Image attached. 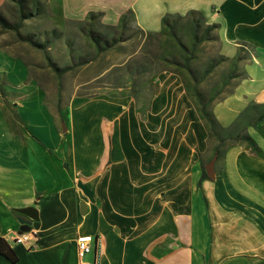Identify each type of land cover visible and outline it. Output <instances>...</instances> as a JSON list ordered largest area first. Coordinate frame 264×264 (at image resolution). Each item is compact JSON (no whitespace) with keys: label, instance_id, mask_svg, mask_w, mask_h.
Here are the masks:
<instances>
[{"label":"crops","instance_id":"0c3cea01","mask_svg":"<svg viewBox=\"0 0 264 264\" xmlns=\"http://www.w3.org/2000/svg\"><path fill=\"white\" fill-rule=\"evenodd\" d=\"M87 1L106 20L129 11L154 32L167 14L201 12L219 25L220 54L244 71L212 105L219 123L228 127L251 102L264 103V0ZM153 82L145 111L131 95L98 93L73 96L59 113L45 93L38 98L37 82V97H8L16 124L0 136V236L19 260L0 253V264H264V119L248 128L261 153L247 143L228 147L216 159V177L198 187L215 144L182 77L163 70ZM37 105L55 120L72 186L46 184L52 160L42 159L52 148L33 127ZM31 207L34 237L15 243L19 210ZM87 234L92 251L81 259L78 238Z\"/></svg>","mask_w":264,"mask_h":264},{"label":"rangeland","instance_id":"374dc122","mask_svg":"<svg viewBox=\"0 0 264 264\" xmlns=\"http://www.w3.org/2000/svg\"><path fill=\"white\" fill-rule=\"evenodd\" d=\"M96 1L92 0L91 3ZM32 2L33 0H28V3ZM84 3L89 2L71 0L66 6L64 0H40L39 14L26 20L21 29L22 34H32L40 40H43L45 35L55 36V40L47 49L51 61L59 67L75 65L62 77H58L50 65L44 50L21 41L14 30L0 26V136L4 133V128L10 130L16 124L14 113L11 111L13 101H9L8 97L13 98L23 93H40L35 90L36 82L42 90L38 98H43L45 93L48 103L59 113L73 96H92L98 93L131 95L135 98L138 108L145 111L156 89L153 75L167 66H175L171 62L181 58L179 49L173 47L169 37L159 36L154 31H140L141 27L132 12L123 13L118 21H109L104 19L103 12L90 10L91 4ZM67 8L73 14L67 13ZM87 8L89 11L84 14ZM0 12L10 20H15L16 0H0ZM124 15L126 25L122 27L120 21ZM200 19L203 25L207 26L206 18L202 16ZM91 20L94 22V31L108 36H119L123 33L125 40L99 53L86 33ZM189 29V18H178L176 32L187 44L191 42ZM212 34L210 40L201 43L196 60L190 64L192 69L197 70V76L202 74L212 59L217 60L221 55L222 42L218 37V30H213ZM242 57L245 59L249 54L243 52ZM86 58L90 60L78 63ZM233 64L230 59L222 61L201 82L200 91L205 99L210 97L211 91L213 94L219 92L216 100L233 91L237 79L228 77L229 72L233 70ZM242 74L244 71L238 68V76ZM20 83L25 84L20 87ZM35 95L37 97V94ZM41 107L36 106L38 111L33 127L52 148L51 157L47 156L42 160H52V180L50 182L48 179L46 184L51 183L49 189L55 191L72 186L73 181L61 166V160H64V141L52 130L55 120ZM91 140L90 138L85 142L91 144ZM90 147L86 145L85 148L91 150ZM40 152L37 153V160L42 158ZM68 160H71L70 157Z\"/></svg>","mask_w":264,"mask_h":264},{"label":"trees","instance_id":"16d2710c","mask_svg":"<svg viewBox=\"0 0 264 264\" xmlns=\"http://www.w3.org/2000/svg\"><path fill=\"white\" fill-rule=\"evenodd\" d=\"M16 8H17V17L15 20H10L4 14L0 12V26L5 29L14 30L17 37L24 42H28L36 48H40L44 50L46 54L47 60L50 62V65L56 71L58 77H62L65 72L74 68L75 65L66 66V67H59L57 64L51 61V58L48 53L49 44L55 40V36L52 35H45L43 40L34 37L32 34H22L21 29L24 25V22L28 19L36 17L40 12V0H33L30 4L28 0H16ZM197 14H200L198 17ZM174 16L172 19L171 17ZM203 14L201 12L191 10L186 13V15H181L180 13L177 14H167L163 18V26L159 32H155L159 36H167L170 38V41L173 47H177L180 51L181 58L174 59L171 63L175 66H167V68H163V70H170L179 74L186 86V90L190 97L194 100L196 107L199 111V114L204 121L206 128L209 133L210 141L215 144L214 154L217 155V158H221L225 150L235 144L247 143L251 146L252 150L256 154H260L261 150L259 146L256 144L253 137L248 133V128L251 125H255L264 119V103L260 102H251L245 109L240 113V115L233 121V123L228 126H222L219 121L217 120L216 116L212 111V105L225 98L228 94H225L222 98L218 97V93L210 92V97H204L203 92L200 91V84L202 81L206 79L214 69L224 60L229 59L224 55H220L217 60L212 59L210 63L207 65L205 70H203L202 74L199 73L197 76V70L192 69L190 64L196 60L197 51L199 46L202 42L206 40H210L213 36V30L219 27L218 24H207L204 26L200 17ZM187 17L189 18L190 23V44H187L182 40V38L176 32L177 30V23L178 18ZM93 19V18H92ZM125 15L122 17L120 24L122 27H125ZM93 21L91 20V24L89 28L86 30L89 38L94 42L97 50L103 52L107 49H110L116 45H118L121 41L125 40V36L121 33L119 36L113 35L108 36L103 34L100 31H94ZM140 31H144L140 28ZM54 34V33H53ZM219 37V35H218ZM129 39V38H127ZM220 39V38H219ZM243 58H238V61H242ZM90 60V58H86L84 60H80L78 63H86ZM233 61V60H232ZM235 64L238 63L236 60L234 61ZM233 62V63H234ZM77 63V64H78ZM76 64V65H77ZM228 74L230 79L238 76V68L237 66L232 68ZM160 72V71H159ZM158 72V73H159ZM156 73V74H158ZM153 75V77L156 76ZM244 74H242L243 76ZM225 83H228L225 81ZM216 100L214 103L213 101ZM203 173L201 179L199 181L198 187H201V183L205 178H208V175L205 171V163H202ZM0 253L10 259L12 262H17L19 257L16 251L11 247L9 242L2 236H0Z\"/></svg>","mask_w":264,"mask_h":264},{"label":"water","instance_id":"95a60500","mask_svg":"<svg viewBox=\"0 0 264 264\" xmlns=\"http://www.w3.org/2000/svg\"><path fill=\"white\" fill-rule=\"evenodd\" d=\"M216 159H217V155H214V157L208 163L205 164V171L208 177L211 179H214L216 177V170H215ZM81 208L83 212L87 210L86 202L82 203ZM19 211L21 212V214H18L17 218L21 223L20 233L25 231H30L33 219L38 218V216L34 212V208L33 207L24 208V209H20Z\"/></svg>","mask_w":264,"mask_h":264},{"label":"built area","instance_id":"2783aa9c","mask_svg":"<svg viewBox=\"0 0 264 264\" xmlns=\"http://www.w3.org/2000/svg\"><path fill=\"white\" fill-rule=\"evenodd\" d=\"M34 234L35 233L32 231H25L17 234L13 238V241L15 243H23L25 241H29L30 239H32V237H34ZM92 241H93V236L90 234L83 235L78 238V253L81 259L87 253L92 251Z\"/></svg>","mask_w":264,"mask_h":264}]
</instances>
